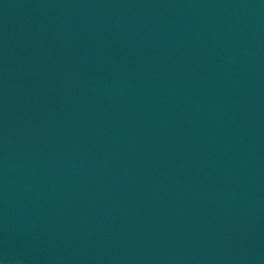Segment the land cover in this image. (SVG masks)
Listing matches in <instances>:
<instances>
[{"label": "water", "instance_id": "water-1", "mask_svg": "<svg viewBox=\"0 0 264 264\" xmlns=\"http://www.w3.org/2000/svg\"><path fill=\"white\" fill-rule=\"evenodd\" d=\"M0 264H264V0H0Z\"/></svg>", "mask_w": 264, "mask_h": 264}]
</instances>
